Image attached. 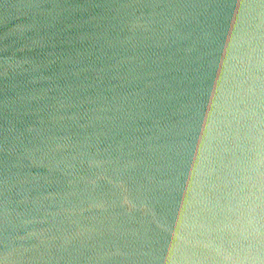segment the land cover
Masks as SVG:
<instances>
[{"label":"water","instance_id":"1","mask_svg":"<svg viewBox=\"0 0 264 264\" xmlns=\"http://www.w3.org/2000/svg\"><path fill=\"white\" fill-rule=\"evenodd\" d=\"M0 264H264V0H0Z\"/></svg>","mask_w":264,"mask_h":264}]
</instances>
